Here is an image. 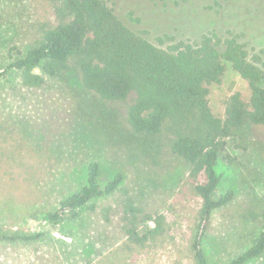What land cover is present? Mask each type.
I'll return each instance as SVG.
<instances>
[{
  "label": "trees",
  "instance_id": "1",
  "mask_svg": "<svg viewBox=\"0 0 264 264\" xmlns=\"http://www.w3.org/2000/svg\"><path fill=\"white\" fill-rule=\"evenodd\" d=\"M170 1L182 5L189 0ZM213 1L212 6L219 8L230 2L228 11L240 18H248L246 11H255L257 25H263L264 0ZM41 2L43 12H35L27 20L30 32L18 35L17 42L5 49L0 79L11 75L16 87L10 89L17 96L43 87L49 78L61 81L67 72H73L83 88L119 106L115 113L127 129L124 142L132 148L126 160L135 165L131 189L124 185L121 171L102 185L98 162H89L83 185L55 200L51 209L42 210L41 225L78 224V232L87 234L90 221L95 236L89 242L107 250L98 252L106 256L102 264H114L112 251L117 264H135L144 254L169 249L177 256L172 264H183L185 258L187 264H209L202 239L214 216L250 218L258 224V234L251 245L223 264H246L262 255L264 208H231V190L216 194L220 179L216 167L220 161H232L228 143H234L243 128H253L256 147L264 148V59L255 52L250 54L233 29L223 35L209 30L193 41L179 40L163 48L120 18L104 0ZM26 34L31 40L24 39ZM226 63L246 81L249 96L234 91L224 101L223 115L217 116L209 106L207 85L221 81ZM48 163L53 161L45 140L26 143L19 125L0 116V168L19 170L32 190L33 205L41 200L49 203L40 188ZM174 164H180L184 172L167 179ZM156 191L173 197L180 207L177 197L193 204L188 208V221L183 223L180 208L171 220L164 210L174 212L168 200L163 209L147 203L146 194ZM28 211L37 217L38 212ZM47 232L45 228L0 226V248H25L37 256Z\"/></svg>",
  "mask_w": 264,
  "mask_h": 264
},
{
  "label": "rangeland",
  "instance_id": "2",
  "mask_svg": "<svg viewBox=\"0 0 264 264\" xmlns=\"http://www.w3.org/2000/svg\"><path fill=\"white\" fill-rule=\"evenodd\" d=\"M104 1L114 7L120 18L157 46L167 48L179 40L193 41L209 30L223 35L233 29L241 35L250 54L255 52L264 59V22L257 25L255 11H246L248 18L245 19L228 11L230 2L225 8H219L212 6L213 0H189L182 5H174L170 0ZM39 11L43 12L41 0H0V68L9 43L17 42V36L24 31L30 32L29 28L26 29L27 20ZM24 39L31 40V37L26 34ZM14 83L11 75L5 80L0 79V116L19 125V134L26 143L45 140L53 163L46 165L48 173L40 185L49 203L41 200L34 205L30 201L32 190L22 180L19 170L0 168V226L24 230L45 228L48 232L37 256L29 254L25 248H0V264H102L106 256L101 253L105 254L107 250L103 246L93 247L89 242V237L95 236L90 221L85 228L86 234L83 230L78 232V224L42 226L40 212L51 209L55 200L57 202L79 189L91 161H97L100 166L102 185L121 171L125 174L124 185L133 188L135 165L126 160V153L132 148L124 142L127 129L115 113L119 106L104 102L83 88L73 72H67L61 81L49 78L43 87L21 91L17 96L14 89H10ZM207 87L209 106L217 116L223 115L224 101L234 91H239L244 98L249 96L246 81L229 63L225 64L221 81ZM256 137L253 128H243L235 135L234 143H228L227 151L232 161H220L216 167L220 176L216 194L231 190L230 207L234 209L264 208V148L256 147ZM183 172L180 164H174L167 179L179 177ZM166 200L174 208V212L164 209L171 220L176 218L180 208L183 223H186V217L191 214L188 208L193 204L184 202L183 197H177L181 207L180 203L179 206L174 203L173 197H166L161 191L146 194L145 198L147 203L161 206V209ZM28 210L38 212L37 217L30 215ZM229 220L215 215L210 231L202 239L209 264H223L237 256L252 244L259 232L258 224L250 218ZM186 238L185 234L183 240ZM115 255L112 251V261L117 264ZM176 257L171 249L158 250L140 256L135 264H172ZM187 262L185 258L183 264ZM246 264H264V252Z\"/></svg>",
  "mask_w": 264,
  "mask_h": 264
}]
</instances>
